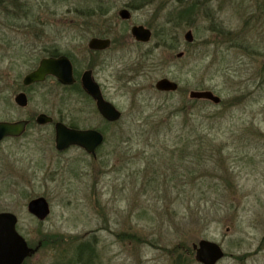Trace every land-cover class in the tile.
Here are the masks:
<instances>
[{
    "label": "rangeland",
    "instance_id": "obj_1",
    "mask_svg": "<svg viewBox=\"0 0 264 264\" xmlns=\"http://www.w3.org/2000/svg\"><path fill=\"white\" fill-rule=\"evenodd\" d=\"M134 24L152 30L150 42L133 41ZM87 25L112 47L88 53ZM55 47L96 68L118 122L53 79L23 86ZM164 77L178 89L158 91ZM43 112L101 131L98 160L57 150L53 125L35 122ZM21 119L32 120L26 132L0 142V212L41 244L22 264H201V239L223 247L217 264H264V0H0V121ZM39 196L51 205L45 221L27 207Z\"/></svg>",
    "mask_w": 264,
    "mask_h": 264
},
{
    "label": "water",
    "instance_id": "obj_2",
    "mask_svg": "<svg viewBox=\"0 0 264 264\" xmlns=\"http://www.w3.org/2000/svg\"><path fill=\"white\" fill-rule=\"evenodd\" d=\"M120 16L123 19H129L130 13L122 10ZM132 35L136 40L148 42L152 37L149 28L143 25L132 27ZM185 39L189 42L194 40L191 30L185 34ZM89 48L93 50H105L111 45L109 38L93 37L89 42ZM183 52L178 53L182 57ZM48 75H53L61 83L69 85L75 82L73 73V64L69 57L62 55L59 57L43 58L38 67L26 74L23 78L25 86L34 83L43 82ZM82 86L86 92L96 101L99 112L109 121H117L121 118L122 113L114 104L104 99L99 84L95 81L92 70H86L82 75ZM156 88L159 91H176L178 84L169 78H161L156 82ZM190 97L194 99H208L218 104L220 97L211 90H193ZM15 102L20 107H26L29 103L28 96L25 92H19L15 96ZM53 119L46 114H40L36 118L38 124L52 122ZM29 120L23 119L15 122L0 121V141L7 136L20 137L26 130ZM56 148L65 150L71 145H77L84 148L89 153H95V149L103 142L104 136L98 130H76L69 129L63 123H56ZM28 209L40 220H44L50 213L49 203L45 197L33 199ZM17 216L12 213H0V264H22L27 257H31L40 247L29 246L27 240L17 230ZM195 258L202 264H216L225 256L222 246L214 241L201 239L193 244Z\"/></svg>",
    "mask_w": 264,
    "mask_h": 264
},
{
    "label": "flooded vegetation",
    "instance_id": "obj_3",
    "mask_svg": "<svg viewBox=\"0 0 264 264\" xmlns=\"http://www.w3.org/2000/svg\"><path fill=\"white\" fill-rule=\"evenodd\" d=\"M97 8H98V11L99 12H102V9H101V6L100 5H98L97 6ZM132 9V8H131ZM122 10H127L129 13H130V18L129 19H131V10L128 8V7H123V8H121L120 10H119V17L121 18V19H123L121 16H120V12L122 11ZM94 13H96V11L94 10ZM99 13H97V15H98ZM96 15V14H95ZM96 15V16H97ZM91 17H93V13H91V11L90 10H88V14H87V18L90 20L91 19ZM129 19H123V20H129ZM135 25H137V24H134V25H132L131 26V28H130V35H131V37H132V39H133V41L136 43V44H144L143 42H141V41H138V40H136L135 39V37L132 35V32H131V30H132V27L133 26H135ZM89 26H91V25H87L85 28H86V32H88V33H92V35H91V37L89 38V40H88V42H87V51H88V53H90V54H92V55H96V54H101L102 52H105V51H107V50H109L111 47H112V45H113V40H112V38L111 37H109L110 35H108L107 33H98V34H96V32H95V28H90ZM144 26V25H143ZM146 27V26H145ZM146 28H149V27H146ZM150 29V28H149ZM97 30V29H96ZM151 30V29H150ZM151 32H152V30H151ZM93 37H98V38H109L110 40H111V45H110V47H108L107 49H105V50H93V49H91V48H89V42H90V40L93 38ZM152 37H153V32H152ZM152 37H151V39H152ZM151 39H150V41H151ZM150 41H148V42H150ZM147 42V43H148ZM58 55H56V56H53L52 54L51 55H48V56H46V57H59V56H61V55H66L67 57H69V59L71 60V62H72V64H73V73H74V78H75V82L74 83H72V84H70V85H64V84H62L56 77H54V76H52V75H50V76H48L47 78H46V80L44 81V82H46L48 79H53V80H55V82H56V84H57V86L59 87V88H61V89H68V90H71V91H73L74 93H77V94H80V95H82L83 97H84V99L85 100H89L90 102H93L94 103V105H95V108L97 109V106H96V102H95V100L90 96V95H88V93L84 90V88H83V86H82V81H81V79H82V75H83V73L86 71V70H92V74H93V77H94V79H95V81L99 84V86H100V89H101V92H102V94H103V97L105 98V95H104V93H103V89H102V86H101V84L97 81V79H96V77H95V74H94V69L96 70V68L91 64V66H89L88 68H86L84 71H82V67L79 69V66H78V63H77V61L74 59V58H72V57H70V54L69 53H62V52H60L59 51V53H57ZM95 60V59H94ZM75 65H76V67H75ZM44 82H41V83H35V84H42V83H44ZM73 86H76L77 88H79L80 87V89H81V92H79L77 89H72V87ZM79 89V90H80ZM70 98H71V100H70ZM70 98H67V102H66V105H67V107H70L71 106V109L73 108V109H75L78 113L79 112H82L83 111V108L81 107V106H77L76 104H77V102H80V101H76V103L75 102H73V98L70 96ZM106 100H107V98H105ZM84 100V101H85ZM107 101H109V100H107ZM109 102H111V101H109ZM85 103H87V101H85ZM112 103V102H111ZM67 110V109H66ZM68 111V110H67ZM97 111H98V109H97ZM44 114H46V115H48L49 117H51L52 119H53V121L52 122H49V123H47V124H45V125H53V127H54V141H55V139H56V129H55V126H56V122H62L66 127H68L69 129H76V130H78V129H96L97 130V128H80V127H78V125H75V124H67V123H65V122H63V121H61V120H56L53 116H51V114H49V113H45V112H43ZM98 113H99V111H98ZM40 114V113H39ZM38 114V115H39ZM103 119H104V117L103 116H101ZM106 122H108V121H106ZM108 123H113V122H108ZM71 147H79L80 149H82L83 151H84V154H86L87 156H89L93 161H97L98 160V156H99V154L101 153V147H102V145H100L99 147H97L96 148V150H95V153H90L89 154V152H87L84 148H82V147H80V146H75V145H71V146H69L67 149H69V148H71ZM66 149V150H67ZM32 200V199H31ZM31 200H29V202L31 201ZM29 202H28V204H29ZM28 204H27V206H28ZM50 204V203H49ZM50 209H51V205H50ZM51 213V212H50ZM18 218V217H17ZM19 221V220H18ZM17 226H18V222H17ZM17 229H18V227H17Z\"/></svg>",
    "mask_w": 264,
    "mask_h": 264
},
{
    "label": "trees",
    "instance_id": "obj_4",
    "mask_svg": "<svg viewBox=\"0 0 264 264\" xmlns=\"http://www.w3.org/2000/svg\"><path fill=\"white\" fill-rule=\"evenodd\" d=\"M11 25V24H10ZM96 32V31H95ZM97 33V32H96ZM101 33V32H100ZM57 53H59V49L57 48V47H55L53 50H51L50 51V54L49 55H53V56H56V55H58ZM72 89H77L79 92H81V89H80V87L79 88H77L76 86H73L72 87ZM80 89V90H79ZM82 93V92H81ZM86 249H89V248H86ZM84 255V254H83ZM82 255V256H83ZM89 256H91L90 254H88Z\"/></svg>",
    "mask_w": 264,
    "mask_h": 264
}]
</instances>
